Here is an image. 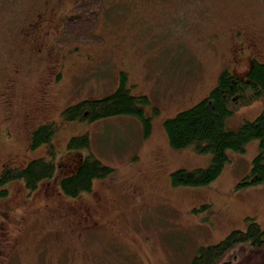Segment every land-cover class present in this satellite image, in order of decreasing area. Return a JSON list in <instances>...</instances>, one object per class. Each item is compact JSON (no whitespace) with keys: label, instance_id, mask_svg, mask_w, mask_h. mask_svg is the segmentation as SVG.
Returning a JSON list of instances; mask_svg holds the SVG:
<instances>
[{"label":"rangeland","instance_id":"rangeland-1","mask_svg":"<svg viewBox=\"0 0 264 264\" xmlns=\"http://www.w3.org/2000/svg\"><path fill=\"white\" fill-rule=\"evenodd\" d=\"M81 1L0 0V133L7 128L14 139L0 141V175L49 159V145L33 147L31 133L50 122L56 164L33 189L21 179L8 182L1 222L9 243L0 246V264H192L202 246L251 221L264 229V183L240 185L252 173L259 140L228 151L212 183L175 186L173 172L206 168L212 156L174 149L164 128L207 97L225 69L246 78L254 60L264 63V0ZM237 27L250 41L243 50ZM122 72L131 95L150 99L139 105L151 119L147 137L144 123L129 114L64 118L66 107L114 93ZM263 110L260 97L229 116L226 128L238 131ZM85 134L90 150L67 146ZM89 153L113 173L88 193L66 195L61 180ZM211 208L218 211L209 214ZM255 260L264 264V256Z\"/></svg>","mask_w":264,"mask_h":264},{"label":"trees","instance_id":"trees-1","mask_svg":"<svg viewBox=\"0 0 264 264\" xmlns=\"http://www.w3.org/2000/svg\"><path fill=\"white\" fill-rule=\"evenodd\" d=\"M122 74V85L114 93L103 99H84L68 106L63 111L64 118L71 122L76 120L94 122L111 116L129 114L138 117L144 123L147 137L151 132V119L146 117L144 109L139 105L149 104L150 99L145 95H131L130 89L126 86L125 73ZM260 97L264 98V63L254 60L246 78L238 77L232 74L230 69H225L207 97L166 120L164 128L174 149L191 147L199 153H210L212 156L211 163L206 168L178 169L173 172L172 184L200 187L212 183L219 177L229 160L227 152L230 150L242 152L253 140H259L261 151L254 159L251 175L240 185L263 184L264 110L255 120L245 121L238 131L226 128V119L229 116ZM54 129L53 122L41 124L33 137V147L48 144L50 154L53 153ZM67 146L74 150H90L89 137L87 134L71 137ZM50 154L49 159L30 161L24 169H10L3 176V180L8 183L21 179L27 188H35L42 180L50 178L55 173L56 164ZM113 171V168L89 153L75 173L61 180V189L72 197L88 193L92 190L95 180L105 179ZM240 246H264V229L257 222L251 221L246 231H232L218 244L202 246L193 258L192 264H239L237 248H241Z\"/></svg>","mask_w":264,"mask_h":264},{"label":"flooded vegetation","instance_id":"flooded-vegetation-1","mask_svg":"<svg viewBox=\"0 0 264 264\" xmlns=\"http://www.w3.org/2000/svg\"><path fill=\"white\" fill-rule=\"evenodd\" d=\"M50 1V0H49ZM87 0H83L81 2H86ZM50 10H52V8H50ZM39 16H44V14L41 13V15L39 14ZM235 33L236 35L238 36L237 38L240 39V42H239V45L241 44L242 47L240 48L241 50H243L245 47L249 46V43L248 41L246 40V31H244L243 27H237L235 29ZM37 44H38V53H36L37 55L41 54L44 52V46L43 44H41L40 42L37 41ZM62 65V64H61ZM60 75V74H59ZM57 77V80H59V76H57L56 74L54 75ZM9 90L11 91L12 88L8 87L7 88V95L10 94L9 93ZM41 125V124H40ZM40 125H37L35 127L34 130H32V133H31V145H32V140H33V137L34 135L36 134V132L38 131V128ZM11 134V131L7 128H3L2 129V132L0 133V141L3 140V137H6L7 138V141H11L12 138H9ZM14 141V139H12ZM31 148V146H30ZM13 167H6L5 170L3 171V174L0 175V246H6L3 242H8L7 239H6V235L3 234V231H4V226H3V223L1 222L2 218H1V215H7V212L5 211V209L7 207H9V198H8V193H9V184L5 182V180H3V176L7 174V172L12 169ZM23 169V168H21ZM31 202V200H30ZM5 203V207L2 208V204ZM206 202L204 203H201V204H198L197 206H195L194 208L196 210L199 209V207L201 208L202 206H206ZM211 204L209 203V206ZM218 210H216L215 208H211L209 210V214L211 212V214L217 212ZM214 217V216H213ZM250 218V217H249ZM6 219L8 220V216L6 217ZM249 228V225L247 227V229ZM246 229V230H247ZM246 230H242V231H246ZM9 243V242H8ZM10 246H18V243L17 241L14 242V245H11ZM241 248H237V253L239 254L240 256V260H239V264H241L242 261H247L249 264H254L257 260H255L256 258H259L261 256H264V246H240Z\"/></svg>","mask_w":264,"mask_h":264}]
</instances>
